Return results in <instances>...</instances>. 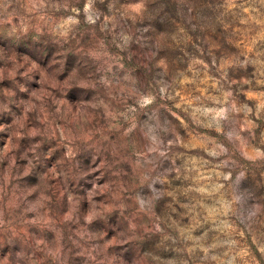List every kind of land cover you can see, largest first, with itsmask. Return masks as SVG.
<instances>
[{
    "label": "rangeland",
    "instance_id": "obj_1",
    "mask_svg": "<svg viewBox=\"0 0 264 264\" xmlns=\"http://www.w3.org/2000/svg\"><path fill=\"white\" fill-rule=\"evenodd\" d=\"M0 264H264V0H0Z\"/></svg>",
    "mask_w": 264,
    "mask_h": 264
}]
</instances>
